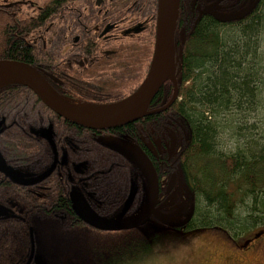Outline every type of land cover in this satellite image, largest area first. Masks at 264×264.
Instances as JSON below:
<instances>
[{
	"label": "flooded vegetation",
	"instance_id": "1",
	"mask_svg": "<svg viewBox=\"0 0 264 264\" xmlns=\"http://www.w3.org/2000/svg\"><path fill=\"white\" fill-rule=\"evenodd\" d=\"M0 10L10 11L9 39L22 53L13 58L8 55L5 38L0 60L28 65L70 106L119 103L140 87L149 72L156 0L155 5L151 0L146 4L140 0H0ZM174 45L178 50L175 39ZM158 92L147 114L137 120L90 129L58 116L25 86L0 87V253L8 252L10 235L12 248L23 233L27 237L32 233L35 239L36 222L46 235L53 231L50 221H61L69 232L83 227L93 233H159L161 214L170 210L164 207L162 212V202L175 204L177 200L175 176H171L181 153L180 135L182 140L188 137L174 112L168 113L176 102L154 112L169 102L173 86L168 96L159 98ZM130 147L146 157L158 180L150 221L118 231L88 226L76 216L74 203L107 220L129 219L147 203L149 180L144 167L121 155ZM189 188L188 194L179 196L185 203L197 197ZM205 190L200 195L204 203ZM225 193L226 218L210 226L194 221L196 217L203 221L207 214H198L196 205L193 212L191 206L187 221L192 228L186 232L194 241L213 240V248L234 254L230 259L235 264H251L254 258L261 259L264 230L251 229L248 214L243 217L249 218V227L245 222L242 228L238 198L233 192ZM28 251L30 243L26 256L12 264H26ZM30 264H36L35 258Z\"/></svg>",
	"mask_w": 264,
	"mask_h": 264
},
{
	"label": "trees",
	"instance_id": "2",
	"mask_svg": "<svg viewBox=\"0 0 264 264\" xmlns=\"http://www.w3.org/2000/svg\"><path fill=\"white\" fill-rule=\"evenodd\" d=\"M140 1L146 4L150 0ZM151 1L155 5V0ZM191 1L179 0L174 30L181 50L176 70L178 96L168 111L174 112L188 139L182 140L180 135L181 153L171 176H175L177 200L175 204L162 202L161 211L184 203L189 215L191 206L194 212L196 205L198 214L206 213L207 217L194 221L217 224L226 218L224 194L230 191L238 200L243 195L248 198L246 204L242 200L244 207L239 210L242 228L251 218V228L258 229L264 225V130L258 144L253 127L244 124L253 111L264 110V0H255L236 17L227 16L238 12L247 0H198L195 12L206 11L199 19L192 14ZM12 20L10 11L0 10V46L7 38L6 51L13 58L22 53L9 39L8 23ZM0 58H4L1 51ZM171 92V84L166 83L157 95L163 98ZM222 135L234 141V149L219 151L217 140ZM189 187L197 197L185 203L179 196ZM203 188L208 194L205 203L200 196ZM166 212L161 217H168L170 210ZM245 214L249 218H244ZM188 215L174 228L190 229ZM49 225L53 231L48 235L39 222L33 226L35 254L44 261L46 247L54 249V261L46 257L47 264H136L153 250L159 236L152 230L117 234L79 227L69 232L61 221H50ZM78 242L81 245L76 250Z\"/></svg>",
	"mask_w": 264,
	"mask_h": 264
},
{
	"label": "water",
	"instance_id": "3",
	"mask_svg": "<svg viewBox=\"0 0 264 264\" xmlns=\"http://www.w3.org/2000/svg\"><path fill=\"white\" fill-rule=\"evenodd\" d=\"M197 1H191L192 11H194ZM178 6L179 0H156L155 42L149 72L134 93L121 102L111 105L109 111L104 115H90L74 109L64 102L31 67L23 63L0 60V87L8 84L25 86L49 110L69 122L84 128L109 129L128 124L146 115L152 98L165 82H170L173 86V94L169 102L162 109L154 112L164 111L176 101L178 96L176 62L181 56V50H176L174 45ZM204 13H206L205 10L200 11L198 19ZM182 40L184 41V38ZM134 149V147L127 148L121 152V155L127 159L136 160L144 167L149 180L147 203L135 216L129 219L113 220L98 217L80 204L74 203L72 207L76 216L88 226L101 231H118L139 228L150 221L157 202L158 180L150 162L141 152H134ZM29 242L30 252L26 264H30L34 259L35 248L32 233L29 235ZM35 262L38 264L36 260Z\"/></svg>",
	"mask_w": 264,
	"mask_h": 264
},
{
	"label": "rangeland",
	"instance_id": "4",
	"mask_svg": "<svg viewBox=\"0 0 264 264\" xmlns=\"http://www.w3.org/2000/svg\"><path fill=\"white\" fill-rule=\"evenodd\" d=\"M254 1L255 0H247L246 4L238 12L229 14L227 17H236L241 15L248 9L250 5L254 3ZM262 97L264 99V93ZM91 106L94 105L91 104ZM248 118L249 121L244 120L246 123L244 125L246 128L253 127V129H251L253 131L252 135L255 137V140H257V143L261 144L262 142L258 139L264 130V110L259 111L257 109L253 111L252 116H248ZM217 143L220 146L218 147L219 151H231L235 148L234 141L223 135L220 137V139L218 138ZM242 200H244V204L248 202V198L245 197V195L240 197V199L237 201L239 204L238 211L241 207H244L241 205ZM187 215L188 207L183 203L181 205H174L170 209L168 217H161L159 236L156 240V246L152 251H150L148 255H146L142 260H140V262L138 261L136 264H235L234 260L232 258L230 259V257L234 254L228 255L227 252L220 251L218 248H213L215 243L213 240L205 241L204 243L202 241H194L189 238L190 235L187 234V232L183 229L174 228L175 226L183 223ZM249 223L250 221L246 223V227L249 226ZM259 227V230H264V225H259ZM247 233L248 232L243 233L241 236L245 237V234ZM6 244L9 245L8 252L0 253V258L4 263L12 264V261L21 260L24 258V256H26L29 242L28 237L25 236L24 233L23 235L19 236L16 241H14V248L11 247L12 235L8 237ZM80 245L81 244L78 242L74 246L76 250L77 246ZM22 246L26 249H22ZM74 247L72 248V251L74 255L78 257L79 253L74 252ZM53 251L54 249H50L49 247H46L45 249V255L49 262L54 261V257L51 256L54 254ZM259 256L261 257V263L264 264V249L261 251ZM46 257L43 261L42 259L36 258L35 256V260L38 264H47ZM260 260L256 257L251 264H260ZM1 262L0 264H2Z\"/></svg>",
	"mask_w": 264,
	"mask_h": 264
},
{
	"label": "bare ground",
	"instance_id": "5",
	"mask_svg": "<svg viewBox=\"0 0 264 264\" xmlns=\"http://www.w3.org/2000/svg\"><path fill=\"white\" fill-rule=\"evenodd\" d=\"M71 107H73L74 109L79 110L81 112H84L86 114L99 116V115L106 114L109 111V109L111 108V105H94V106H91V104H80V105L71 104Z\"/></svg>",
	"mask_w": 264,
	"mask_h": 264
}]
</instances>
